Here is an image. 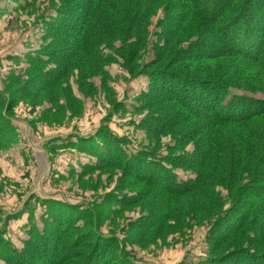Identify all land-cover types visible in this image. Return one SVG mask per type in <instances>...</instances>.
<instances>
[{
  "label": "rangeland",
  "instance_id": "rangeland-1",
  "mask_svg": "<svg viewBox=\"0 0 264 264\" xmlns=\"http://www.w3.org/2000/svg\"><path fill=\"white\" fill-rule=\"evenodd\" d=\"M62 1L0 0V91L10 93L26 87L31 83H24L41 74L43 87L34 96L24 93L12 98L10 106L0 105V125L7 135L1 138L5 143L0 149V239L20 254L24 245L17 240L19 233L13 230L21 232L23 241L28 238L29 227L35 228L41 237L52 215V208L50 214L47 212L48 204L51 207L60 202L73 206L82 219L67 225V213L65 226L52 228L43 236L45 248L51 258L60 259L59 264H84L94 246L101 255L94 261L96 264L204 263L212 244H216L209 242L210 234L214 231L218 236L224 231L217 223L241 197L236 198L235 190L239 178L224 176L223 171L229 168V155L206 171L207 181L203 180L186 195L174 196L163 191L159 182L126 175L120 165L124 160L114 161L112 157L111 161L104 156L98 159L92 154V149H98L99 145L113 150L116 143L134 156L155 150L156 157L147 161L162 163L161 157H181L195 148L199 130L194 127L205 125L206 121L196 124L194 120L198 119L191 118L187 122L176 114L170 121L178 120L179 124L160 130L164 123L159 120L161 114L172 116L164 109L166 100L149 106L148 110H136L141 105L139 96L149 83L145 76L136 75L155 70L148 68L155 59L154 39L150 36L156 32L155 25L162 13L150 19L148 40L133 70L118 50L106 47L98 49L94 58L87 52L78 53L79 57L69 60L64 69L59 67L60 62L43 66L24 63L27 56L33 57L45 45L42 37L50 20L48 16ZM134 40L131 38L129 42ZM9 57L18 61L10 62ZM236 64L232 66L238 68ZM235 93L264 99V94L258 92ZM148 115H157L150 124L153 130L150 134L138 127ZM232 126H222L226 130L222 137L225 133L230 136ZM98 137L112 142L101 143ZM79 139L88 140V147L78 149L66 144L67 141L81 144ZM90 142L93 148L89 147ZM192 174L174 170L180 182L193 178ZM240 176L245 179L247 175L244 172ZM63 209L58 206L61 213ZM18 213L21 219H16ZM21 224L24 225L19 228ZM248 236L258 240L253 230L248 231ZM103 239L107 240V247L99 244ZM242 240V244L251 245L245 238ZM109 246H113L112 250ZM64 251H69V256ZM31 252L23 254L26 264L35 263L29 256ZM0 264L5 263L0 260Z\"/></svg>",
  "mask_w": 264,
  "mask_h": 264
},
{
  "label": "trees",
  "instance_id": "trees-1",
  "mask_svg": "<svg viewBox=\"0 0 264 264\" xmlns=\"http://www.w3.org/2000/svg\"><path fill=\"white\" fill-rule=\"evenodd\" d=\"M158 12L162 13V18L155 25L156 32L150 36L154 39L155 59L148 67L155 70L136 75L145 76L149 81L146 91L139 96L141 105L136 110L145 111L149 106L163 104L166 100L168 104L164 109L172 116L161 114L159 120L164 123L160 130L169 128L171 124V128L177 126L178 120L170 121L176 114L187 122H191V118L198 119L194 120L196 124L206 121L205 125L194 127L199 130L195 148L181 157H161L162 163L148 162L156 157L155 150L134 156L116 143L114 151L99 145L98 149H92V154L98 159L104 156L110 157L111 161L112 157L114 161L124 160L120 165L126 175L134 179L145 176L149 181L159 182L164 186L163 191L174 196L186 195L203 180L207 181L206 171L221 157L229 155V168L223 171L224 176L239 178L235 190L236 198L241 197L218 221L217 227H223L224 231L218 236L214 231L210 234L209 242L216 244H212L201 264H264V225L260 227L259 224L264 223V99L235 93L264 94V0H63L48 16L50 20L45 24L46 31L42 37L45 45L23 62L40 66L60 62L59 67L64 69L69 60L78 58L82 52L90 53L94 58L98 49L106 47L118 50L125 56L128 68L133 70L148 40L150 19ZM131 38L135 40L129 42ZM118 41L121 44H117ZM8 60L18 61L12 57ZM235 63L238 68L232 66ZM41 77L42 74L24 83L30 85H23L10 93L0 91V105L7 103L10 106L14 102L12 98L22 97L24 93L30 96L37 94L43 88ZM154 116L148 115L138 127L150 134L153 131L150 124L157 115ZM229 125H233L230 136L225 133L222 137L226 131L222 126ZM3 130L0 125V149L5 143L1 138H7ZM79 140L82 145L68 141L66 144L78 149L87 146L88 140ZM98 140L105 144L112 142L104 137ZM88 145L93 148L91 142ZM85 168L89 170L90 167ZM176 169L190 171L193 178L178 181L174 175ZM244 172L247 175L245 179L240 176ZM48 205L47 212L50 214L52 208V215L44 235L40 237L35 228L29 227L27 233L30 236L22 241L24 248L20 254L0 239V260L5 264H26L23 254H29L30 250L29 256L35 259L36 264L60 263L57 257L51 258L43 236L52 228L58 230L60 225L81 220L82 216L68 204L54 202L51 207ZM58 206L64 208L62 213ZM67 213L69 223L64 218ZM15 216L18 219L21 215ZM249 230L258 234V240L248 236ZM242 238L251 245L242 244ZM105 241L103 239L99 244L107 247ZM216 245L219 246L212 250ZM96 248H92L84 264H96L94 261L101 256ZM64 253L69 256V251Z\"/></svg>",
  "mask_w": 264,
  "mask_h": 264
},
{
  "label": "crops",
  "instance_id": "crops-1",
  "mask_svg": "<svg viewBox=\"0 0 264 264\" xmlns=\"http://www.w3.org/2000/svg\"><path fill=\"white\" fill-rule=\"evenodd\" d=\"M20 219H21V218H20ZM23 225H24V224H21L19 228H21ZM13 233H19V234H21V232L18 231L17 229H14V230H13ZM19 234L17 235V236H18V237H17V240L23 241L22 237H21Z\"/></svg>",
  "mask_w": 264,
  "mask_h": 264
}]
</instances>
